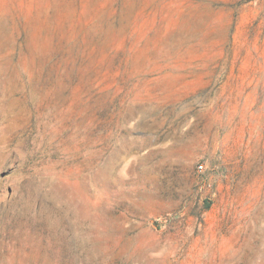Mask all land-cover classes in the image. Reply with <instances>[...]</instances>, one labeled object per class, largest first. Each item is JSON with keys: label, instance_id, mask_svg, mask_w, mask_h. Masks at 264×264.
<instances>
[{"label": "rangeland", "instance_id": "1", "mask_svg": "<svg viewBox=\"0 0 264 264\" xmlns=\"http://www.w3.org/2000/svg\"><path fill=\"white\" fill-rule=\"evenodd\" d=\"M0 264H264V0H0Z\"/></svg>", "mask_w": 264, "mask_h": 264}, {"label": "built area", "instance_id": "2", "mask_svg": "<svg viewBox=\"0 0 264 264\" xmlns=\"http://www.w3.org/2000/svg\"><path fill=\"white\" fill-rule=\"evenodd\" d=\"M203 171V165H198L197 166V172L201 173Z\"/></svg>", "mask_w": 264, "mask_h": 264}]
</instances>
